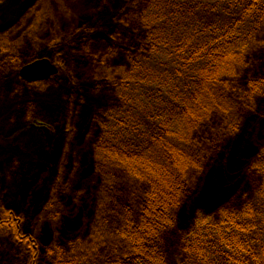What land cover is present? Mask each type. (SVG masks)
I'll list each match as a JSON object with an SVG mask.
<instances>
[{"label":"trees","instance_id":"obj_1","mask_svg":"<svg viewBox=\"0 0 264 264\" xmlns=\"http://www.w3.org/2000/svg\"><path fill=\"white\" fill-rule=\"evenodd\" d=\"M46 18L37 12L34 32ZM142 20L147 49L120 68L118 101L97 120L90 243L63 231L53 264H168V237L204 185L211 156L264 102L256 53L264 50V0H149ZM250 169L259 182L246 200L224 205L222 196L179 229V264H264V147ZM24 194L38 196L36 188ZM51 195L40 196L42 214L57 205ZM26 220L0 197V232L19 246V264H41V241Z\"/></svg>","mask_w":264,"mask_h":264},{"label":"rangeland","instance_id":"obj_2","mask_svg":"<svg viewBox=\"0 0 264 264\" xmlns=\"http://www.w3.org/2000/svg\"><path fill=\"white\" fill-rule=\"evenodd\" d=\"M148 1L0 0V197L25 213L26 229L41 241V264H53L50 250L64 243L67 229L68 238L81 236L86 247L90 243L88 227L96 201L88 185L97 177V120L118 101L120 68L147 49L148 28L142 17ZM41 9L47 18L42 26L38 22L37 33L31 23ZM256 53L258 73L264 75V50ZM41 58L50 59L58 73L45 81H28L22 67ZM158 83L162 81L157 78ZM258 104L245 115L237 134L211 156L204 185L199 184L182 208L180 223L168 237V264L183 260L179 229L193 214L214 208L222 196V204L238 206L258 184L250 169L264 147V102ZM211 173L218 177L216 195L209 192ZM54 183L62 188L53 189ZM35 188L37 197L25 196ZM48 193L52 195L47 202L57 205L42 214L40 196ZM6 233L0 232V264H19V246Z\"/></svg>","mask_w":264,"mask_h":264},{"label":"water","instance_id":"obj_3","mask_svg":"<svg viewBox=\"0 0 264 264\" xmlns=\"http://www.w3.org/2000/svg\"><path fill=\"white\" fill-rule=\"evenodd\" d=\"M58 67L48 58H41L26 64L21 75L30 82L47 80L58 73Z\"/></svg>","mask_w":264,"mask_h":264}]
</instances>
